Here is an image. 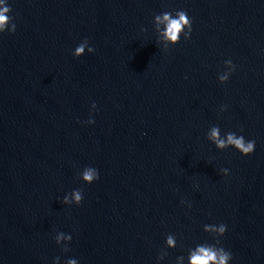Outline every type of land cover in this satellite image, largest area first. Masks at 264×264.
<instances>
[{
	"label": "water",
	"instance_id": "95a60500",
	"mask_svg": "<svg viewBox=\"0 0 264 264\" xmlns=\"http://www.w3.org/2000/svg\"><path fill=\"white\" fill-rule=\"evenodd\" d=\"M8 3L16 28L0 36V264H156L161 252L175 264L212 243L204 225L221 223L231 264H264V0ZM177 10L192 32L165 48L153 17ZM84 39L93 54L73 59ZM225 60L235 70L220 85ZM213 125L254 140L253 154L217 151L205 139ZM85 167L98 181L78 179ZM77 189L78 207L60 203ZM57 232L71 236L67 252Z\"/></svg>",
	"mask_w": 264,
	"mask_h": 264
},
{
	"label": "clouds",
	"instance_id": "9594fccd",
	"mask_svg": "<svg viewBox=\"0 0 264 264\" xmlns=\"http://www.w3.org/2000/svg\"><path fill=\"white\" fill-rule=\"evenodd\" d=\"M11 8L8 0H0V36L7 32L9 35L14 34L16 25L13 23L10 16ZM153 30L156 33L160 43L165 48L175 47L183 38L187 41L190 38L192 27L191 21L187 17V13L183 10H177L173 12H161L153 17ZM144 30L141 29V32ZM87 52L88 55H92L94 52L93 47L89 46L88 39L82 40L72 51L71 55L73 59H79ZM224 68L226 71L217 75V82L220 85L227 83L230 75L234 72L235 68L231 60L224 61ZM96 105H91L88 125L94 123L91 118V111L94 110ZM225 107L221 106L219 112L223 113ZM205 139L214 146L217 151H224L226 149H233L238 152L242 157L251 156L255 149L254 140H245L243 135L236 132H226L221 135L220 128L218 126H211L205 134ZM220 174L227 176V169H220ZM78 179L84 184L91 185L98 181L99 174L93 167H85L80 172ZM82 202V193L80 190H73L70 194H65L60 201L64 206H79ZM181 206L191 209V203H186L183 199L180 201ZM202 231L211 238L212 243L203 242L196 244L194 247L189 248L187 256H177L175 264H231L233 259L231 253L226 251L220 246V238L225 235L226 226L224 224L218 225H204ZM54 242L62 252L68 251V244L71 242V236L68 234L57 232L54 236ZM164 246L168 250H173L176 247V237L172 234L165 236ZM166 253L161 252L156 257V264H162L165 260ZM52 264H60L59 257L52 261ZM64 264H78L76 259H67Z\"/></svg>",
	"mask_w": 264,
	"mask_h": 264
}]
</instances>
